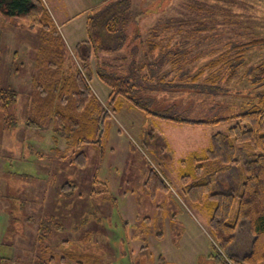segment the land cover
I'll use <instances>...</instances> for the list:
<instances>
[{"label":"rangeland","instance_id":"374dc122","mask_svg":"<svg viewBox=\"0 0 264 264\" xmlns=\"http://www.w3.org/2000/svg\"><path fill=\"white\" fill-rule=\"evenodd\" d=\"M43 1L69 54L75 55L77 45L88 38V16L118 0ZM129 2L123 20L130 36L136 32L137 16L143 29L159 21L167 24L172 17L175 27L161 29L166 34L164 50L166 45H175L170 52H186L178 57L179 66L167 61L168 57L163 63L169 78H174L171 86H147L140 95L149 111L209 121L244 108L254 87L261 85L257 94L264 93V43L250 47L243 67L233 75L228 77L229 66L223 67L221 89L210 84L211 76L218 73L208 65L224 53L235 55L237 50L227 51L235 46L245 48L264 40V0ZM201 3L203 12L196 8ZM34 31L26 22L11 25L0 15V90L15 94L6 111L0 105V260L22 264L31 259L29 250L37 247L39 227L52 217L63 229L53 231L51 245L63 250L62 254L74 246L94 247L99 256L95 264H215L211 256L217 245L210 214L186 195L182 175L191 170L180 162L204 151L211 137L227 132L233 122L191 126L148 114L124 99L120 106L118 100H111L112 90L97 74L93 57L91 88L109 115L95 140L100 143H85L74 153L70 140L55 131L53 120L42 129L28 127L30 119H38L36 82L44 77L37 68L41 44ZM134 48L131 51L136 53ZM110 55L101 53L99 60ZM130 68L127 63L122 69L128 72ZM216 103V110L222 112L212 115L210 109ZM38 110L42 114L43 109ZM78 152L85 155V166L71 163ZM152 170L169 188L155 200L144 185ZM67 183L75 186L73 194L59 195ZM63 241L71 243L70 247L63 248Z\"/></svg>","mask_w":264,"mask_h":264},{"label":"trees","instance_id":"16d2710c","mask_svg":"<svg viewBox=\"0 0 264 264\" xmlns=\"http://www.w3.org/2000/svg\"><path fill=\"white\" fill-rule=\"evenodd\" d=\"M200 5L203 4H197L196 8L203 12L204 8ZM129 7V0H118L94 9L86 23L88 38L80 42L75 55H71L43 0H0V15L5 22L11 25L14 21L30 24L31 30L38 34L41 44L37 53V68L39 75L44 77H40L36 82L39 97L34 101L37 104L34 113L38 119H30L28 127L42 129L48 120H53L55 131L59 136L70 140L69 148L73 149L74 153L85 143H100L95 140L104 117L109 113L104 106L99 105L91 88L93 60L97 74L112 90L111 100H118L120 106L121 99H124L148 114L191 126L233 122L227 132L214 134L210 145L204 151L195 152L190 158L180 162L191 170L182 175V182L186 195L196 206L203 207L210 214V227L215 246L217 245L216 253L211 256L214 262L264 264V93L257 94L256 90L261 85L254 87V92L248 96L250 99L245 98L246 102L242 104L244 108L240 106L217 119L193 120L152 113L145 107L140 95L148 90L147 86H171L172 83L169 82H173L174 78H169V72L164 69L163 63L169 61L179 66L178 57L186 52L178 49L175 53L170 52L175 45H166L164 50L163 41L166 34H161V29L175 27L177 22L172 17L167 24L159 22L158 25L143 29L139 26L141 16H137L136 32L130 36L123 20ZM190 9L192 12L193 3L190 4ZM138 41L140 47L136 48L135 45L138 44L135 43ZM263 41L257 39L245 48L235 46L227 50L228 53L238 51L232 56L225 53L219 57L215 56L208 65L218 76H211L210 84L221 89L219 83L223 80V67L229 66L226 68L228 77L230 73L233 75L238 72L245 63L250 47H259L263 45ZM132 47H135L136 53L131 51ZM125 51H128L127 54ZM101 53L111 55L103 58L101 62ZM167 57L169 59L166 61ZM127 63L131 68L125 72ZM217 67L220 69H216ZM107 68L111 70L108 71ZM149 74H152V77ZM216 78L220 81L214 82ZM196 79L197 76L194 77V80ZM257 81L255 80V83ZM238 93L243 95V98L246 96L242 92ZM14 98V92L0 90V105L5 111ZM40 108L43 109L42 114L38 110ZM218 108V103L212 105L211 114H220L222 110H216ZM71 163L85 166L86 157L82 152H78ZM144 185L153 200L160 191L169 189L155 170L150 171ZM74 188V185L67 183L60 188L58 194L72 195ZM61 229V224L54 223L52 217L46 219L38 230L40 233L36 238L37 247L32 251L28 249L32 258H26L22 264H95L94 259L99 256L92 249L94 247L74 246L62 254L63 250L60 251L56 245L54 247L53 243L51 245L53 231ZM62 244L63 248H66L70 247L71 243L63 241ZM0 264H13V260L1 258Z\"/></svg>","mask_w":264,"mask_h":264},{"label":"crops","instance_id":"0c3cea01","mask_svg":"<svg viewBox=\"0 0 264 264\" xmlns=\"http://www.w3.org/2000/svg\"><path fill=\"white\" fill-rule=\"evenodd\" d=\"M158 22V21H157ZM159 22H162V21H159ZM216 264V262H214Z\"/></svg>","mask_w":264,"mask_h":264}]
</instances>
